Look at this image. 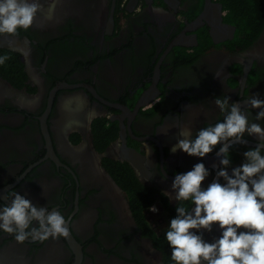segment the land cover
Listing matches in <instances>:
<instances>
[{"label": "flooded vegetation", "instance_id": "af4514ba", "mask_svg": "<svg viewBox=\"0 0 264 264\" xmlns=\"http://www.w3.org/2000/svg\"><path fill=\"white\" fill-rule=\"evenodd\" d=\"M41 3L11 36L20 43L0 48V205L15 190L61 211L70 235L0 233V264H174L164 233L176 205L162 193L201 161L170 149L178 128L222 119L214 99H264V0ZM75 97L83 108L65 110ZM246 139L233 166L256 146Z\"/></svg>", "mask_w": 264, "mask_h": 264}, {"label": "clouds", "instance_id": "9594fccd", "mask_svg": "<svg viewBox=\"0 0 264 264\" xmlns=\"http://www.w3.org/2000/svg\"><path fill=\"white\" fill-rule=\"evenodd\" d=\"M42 10L41 0H0V36L28 30ZM6 59L0 57V65ZM213 102L222 119L195 133L187 125L178 128L177 142L170 149L201 161L190 171L175 174L171 191L162 193L176 205L164 233L170 259L174 264H264V99L249 96L244 102L247 108L230 103L229 97ZM84 103L75 97L64 108L72 110L75 104L79 111ZM250 109L259 110L252 119ZM96 115L92 110L87 121ZM246 137L254 138L256 146L244 151L241 164L233 166V146L246 145ZM145 151L150 157L153 149L145 144ZM213 153L218 163L208 168L203 160ZM213 171L211 182L205 183ZM3 199L7 204L0 205V233L14 236L18 244L70 235L68 221L58 209L34 205L15 190ZM148 211L155 214L158 209L153 205ZM213 232L218 235L205 238Z\"/></svg>", "mask_w": 264, "mask_h": 264}, {"label": "water", "instance_id": "95a60500", "mask_svg": "<svg viewBox=\"0 0 264 264\" xmlns=\"http://www.w3.org/2000/svg\"><path fill=\"white\" fill-rule=\"evenodd\" d=\"M20 42L18 39L11 36L5 35L0 37V48L12 49L14 46L18 45Z\"/></svg>", "mask_w": 264, "mask_h": 264}]
</instances>
